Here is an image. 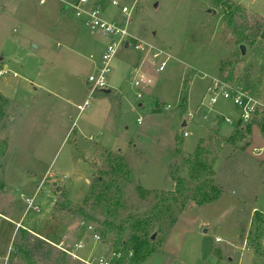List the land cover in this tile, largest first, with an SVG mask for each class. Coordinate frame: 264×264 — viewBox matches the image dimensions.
<instances>
[{
  "label": "rangeland",
  "instance_id": "obj_1",
  "mask_svg": "<svg viewBox=\"0 0 264 264\" xmlns=\"http://www.w3.org/2000/svg\"><path fill=\"white\" fill-rule=\"evenodd\" d=\"M121 1L136 5L132 36L165 52L161 61L169 58L166 71L157 74L145 54L133 47L120 50V67L114 66L111 76L122 82L127 64L142 66L146 74L142 100L131 85L130 66L116 90L130 96L135 112L129 106L116 111L113 102L121 97L101 92L80 112L90 92V56L99 59L107 38L75 18L71 0H0V70L8 66L11 71L0 77V215L18 221L27 198L36 195L40 212L28 210L25 224L38 216L52 217L56 236H62L51 245L84 241L81 255L86 259L110 257L114 250L109 233L96 241V225L80 226L81 207L118 226L131 217L152 218L153 226L137 237L139 241L133 240L128 224V264H264V47H247L241 55L218 0ZM231 1L264 18V0ZM104 7L108 17L120 14L110 5ZM37 81L52 84L62 100L34 102L43 92L33 89ZM223 85L253 99L249 122L241 120V110L232 101L214 93ZM104 119V130L112 133L106 140L97 135ZM82 132L94 133L93 140L108 147L84 140ZM233 136L236 141L230 140ZM179 140L185 147L182 156L177 155ZM199 149H204L200 158L187 162ZM103 172L117 178L116 187L102 188L103 198L96 205L85 203ZM173 174L186 180L175 198L168 195L176 190ZM58 186L68 193L64 209L56 206ZM219 188L224 192L218 201L196 205L201 192L215 196ZM47 196L50 215L42 203ZM115 197L119 205L112 201ZM239 223L245 226L243 239ZM89 225L93 232L87 230ZM13 231L14 224L0 217V241H10ZM150 234L156 238L148 246L144 242ZM15 253L8 255V264H27L24 255ZM67 264L84 263L67 257Z\"/></svg>",
  "mask_w": 264,
  "mask_h": 264
},
{
  "label": "built area",
  "instance_id": "obj_2",
  "mask_svg": "<svg viewBox=\"0 0 264 264\" xmlns=\"http://www.w3.org/2000/svg\"><path fill=\"white\" fill-rule=\"evenodd\" d=\"M104 4L110 5L120 11L118 16L108 17V9L104 7ZM134 5H127L121 0H71V7L73 14L76 19L80 20L86 28L93 32H98L107 38V44L101 56L98 59L95 71L87 78V86L89 87L88 99L83 106H80V112H82L86 106L89 105L90 101L93 100L94 96L98 92H105L110 89L109 82L111 74L114 69V62L120 50L126 52L131 47L135 51L145 54L146 59L152 65H156L155 72L161 74L166 71L168 57L166 60L161 61L160 59L167 54L162 50L155 49L143 40H139L132 36L129 27L132 15L135 10ZM131 40H134L132 44ZM11 74L8 66L0 70V77ZM132 79L131 85L138 90L137 98L142 100L144 98L143 92L147 87L146 74L144 73L143 67H134L131 69ZM13 76L18 77L17 73H13ZM214 93H219L222 98L230 100L241 110V120L243 122H249L255 111V106L252 104V100L247 96H243L241 92H235L226 88L224 85L222 88L214 90ZM217 98L212 97L211 102L216 103ZM231 123L230 119L226 120ZM142 122V118H138V123ZM185 137L189 136L188 132L184 133ZM27 209H33L34 211L40 212V207L36 204V195L32 198H27ZM89 232H93L94 228L89 225L87 226ZM93 237L96 241H100V236L95 232ZM220 241V239H217ZM58 250L67 254L70 258L82 262L84 264H128L123 263L122 255L113 251L110 257H100L95 259H86L81 254L85 252L86 246L84 241H79L75 244H67L66 241H61L58 245H53ZM9 256H0V264H8Z\"/></svg>",
  "mask_w": 264,
  "mask_h": 264
},
{
  "label": "trees",
  "instance_id": "obj_3",
  "mask_svg": "<svg viewBox=\"0 0 264 264\" xmlns=\"http://www.w3.org/2000/svg\"><path fill=\"white\" fill-rule=\"evenodd\" d=\"M218 3L225 8L224 20L230 33L236 38L237 43L245 45L247 47H254L256 45H262L264 47V18L261 16H253L246 12V10L234 4L231 0H218ZM1 97V96H0ZM2 99V98H1ZM260 129L264 133V125L260 126ZM230 140H237L234 136ZM204 153V149H199L197 155L193 158H186L187 162L191 160H198ZM177 155H183V140L178 141ZM128 178V177H127ZM172 179L176 184V190L168 194L175 198L177 194L185 187L186 180L180 177L178 174H173ZM117 178L112 177V173L103 172L93 182L90 188L89 194L85 197V203L90 204L92 201L96 202L103 198V192H100L102 188L108 186H115ZM116 187V186H115ZM224 189H216V195L211 196L208 193L201 192L199 198L195 200L197 206H203L205 204H211L218 201L223 195ZM164 198L165 193L161 194ZM117 205L120 204V199L115 197L114 200ZM108 202L107 205L111 204ZM68 202V193L66 190L61 192L59 199L56 202V206L64 209ZM91 206V211H95L96 206ZM77 216L85 224L92 223L100 229V233L97 230V234L103 238L111 235L112 244L110 245L114 251L119 252L122 255L123 263H128V256L130 253L129 242L126 240L127 226L131 224L130 228L134 241H139L137 237L141 236L145 230L150 229L153 226L152 218L143 217H131L128 223H123L122 226H118L108 218L96 217L89 212L88 208L81 207L77 210ZM240 239H243L245 234V226L239 223ZM155 239L151 234L144 243L148 246L152 245ZM254 244H252L253 246ZM259 246H257V249ZM13 250L16 251L15 255L22 254L25 257L27 264L38 263H53V264H67V257L64 252L58 250L55 246L40 239L34 234L30 233L24 228H19L16 234L15 241L13 242Z\"/></svg>",
  "mask_w": 264,
  "mask_h": 264
},
{
  "label": "crops",
  "instance_id": "obj_4",
  "mask_svg": "<svg viewBox=\"0 0 264 264\" xmlns=\"http://www.w3.org/2000/svg\"><path fill=\"white\" fill-rule=\"evenodd\" d=\"M104 49H105V47H104ZM104 49H103V51H104ZM94 56H95L94 54H92L90 56V60L92 62V64H91L92 65L91 66L92 67V72L89 74V76L95 71L96 65H97V62H98V59H94ZM116 62H117V60H115L114 66H115L116 69H118V67H120V66H118V64ZM129 66L131 67V69L134 68V67H137V65L133 66V64H127L126 66H124L123 81L120 82L119 79L117 78V76L112 75L111 78H110V82H109V86H110V89L108 90L109 92H107V91L101 92L102 95H104V96H108V95H110L112 93H115L116 98L121 97L118 102H116V101L113 102L115 104V106H116L115 107L116 111L124 110V109H126L129 106L131 108V111L135 112L134 111V109H135L134 105L131 104L132 101H131L130 96L126 95V92H120V91L116 92V90H119V86L121 87V85L124 84L125 76H126V70L128 69ZM52 78H53L52 83H54L55 87H56L58 78H55L54 74H53ZM36 84H37V86H35ZM86 84H87V80H86ZM33 89L35 90L36 93H40V91H43L42 94H37V95H35L33 97L34 102H36L38 100V102H37L38 104L39 103H41V105L47 104V103L53 104V102H55V101L62 100V98H59L60 95L57 94V92L54 91L55 89H54L52 84L51 85H49V84L48 85H43L42 83H40V82L38 83V81H37V82H34ZM38 96H39V98H38ZM113 103H111V105L109 107L110 109L107 107L108 108L107 114L111 113V110H112V107H113ZM138 106L139 107H143L144 104L143 103H139ZM60 113H61V114H59L60 116H62V117L66 116L65 112H60ZM37 115L40 116L38 113H37ZM105 122L106 121L104 119V122L101 124L102 128H100L99 132L97 133V135H99V136H102V137L104 136V139L105 138H109V137L112 136L111 135L112 133L110 131H108L109 129L107 131L104 130ZM79 136L81 138H83L84 140L95 142L93 140L95 138V137H93L94 133H92V132L91 133H86V132L83 133L82 132L81 134H79ZM65 140H66V137L64 139V142H65ZM95 143L98 144L101 147H108L106 145V143H104L102 141L99 142V143H97V142H95ZM183 149L185 150L184 144H183ZM71 151H72L73 154L75 153V150L73 148H72ZM185 153H186V151H185ZM143 188L145 190L156 189V188H146L144 186H143ZM47 202H48V196L42 203H43V205L44 204L46 205ZM54 202H55V200H54ZM52 205L54 206V204H52ZM47 207H49L48 204H47ZM27 211H28V209L25 210V213H24L23 217L21 219H19L18 221H16V219H11L9 216L6 217L4 215H0L1 218L6 219V220H8V221H10V222H12L14 224V231H13L12 235L10 236V241L8 240L9 244H8L7 240H1L0 241V256H7V255H9L11 253V251L13 250V245L12 244L14 242V237L16 236L15 234H17V231H18V229L20 227L26 229L30 233L34 234L35 236L39 237L40 239L46 241L49 244H54L53 242H55L57 240L59 241V239L62 236V234L56 236L57 231L55 230L56 229L55 228V223H54L52 217H50V216H45V217L44 216H38L35 219H31L29 222H27V224H25L24 217H25V215H27ZM51 211H52V209L49 207L48 212H47L48 215L51 214ZM83 225H85V223L81 222L80 226L83 227ZM3 241H4V243H3ZM6 241H7V243H6ZM6 244H8L7 248L5 247V249H3L2 246L6 245ZM42 264H47V263H42Z\"/></svg>",
  "mask_w": 264,
  "mask_h": 264
},
{
  "label": "water",
  "instance_id": "obj_5",
  "mask_svg": "<svg viewBox=\"0 0 264 264\" xmlns=\"http://www.w3.org/2000/svg\"><path fill=\"white\" fill-rule=\"evenodd\" d=\"M213 12L216 13V11H213ZM36 47H37V46H36ZM239 49H240V53H241V55H242V56H245V55H246V52H247V46H245V45L242 44V45L239 46ZM107 92H109V91H107ZM186 125H187V123L184 122V123H183V127H185ZM213 128H214L215 130H217V129L219 128V125H218V124H215V125L213 126ZM62 191H63V187L58 186V187L56 188V192H57V193H61ZM204 232L206 233L207 230H205ZM152 238L155 239V238H156V235H153Z\"/></svg>",
  "mask_w": 264,
  "mask_h": 264
}]
</instances>
